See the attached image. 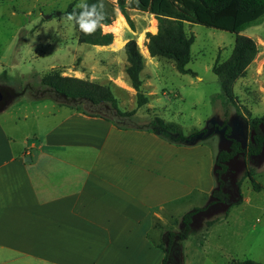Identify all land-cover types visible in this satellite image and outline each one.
Segmentation results:
<instances>
[{
  "label": "crops",
  "instance_id": "obj_1",
  "mask_svg": "<svg viewBox=\"0 0 264 264\" xmlns=\"http://www.w3.org/2000/svg\"><path fill=\"white\" fill-rule=\"evenodd\" d=\"M116 23L124 45L134 39L118 9L103 31L115 40ZM96 47L106 56L122 50L114 41ZM110 79L136 95L127 80ZM44 100L22 117L0 118V264H162L155 234L173 217L171 207L195 193L211 200L207 146H177Z\"/></svg>",
  "mask_w": 264,
  "mask_h": 264
},
{
  "label": "rangeland",
  "instance_id": "obj_2",
  "mask_svg": "<svg viewBox=\"0 0 264 264\" xmlns=\"http://www.w3.org/2000/svg\"><path fill=\"white\" fill-rule=\"evenodd\" d=\"M73 2L77 4L79 0H0V87L7 84L15 86L7 88L16 93L25 92L13 97L0 118L22 117L26 112L38 110L41 99L49 105L56 104L52 98L60 99L41 85L42 77L53 69L62 72L63 76L109 85L120 110H137L129 125L149 127L156 116L167 123L180 125L185 134L194 128L206 129L203 137L193 141L207 146L215 165L217 154L225 143L226 126L232 128L234 138H243L247 121L264 115V18L240 33L252 38L259 52L246 73L233 84L234 102L223 105L219 99L214 101L222 94V87L213 66L231 57L237 35L187 23L186 31L195 36V42L187 66L191 73L181 74L173 61L151 59L147 55L146 33L157 32L156 19L147 13L131 12L134 39L141 53L146 54L141 73L142 91L151 93L148 95L150 104L138 108L136 95L123 94L109 80L110 77L127 80L124 47L119 54L106 56L100 51L104 49L80 44L74 24L66 22L65 15L58 14L65 12ZM49 15L52 17L45 19ZM116 28L120 29V37L124 39L120 24L116 23L113 31ZM128 30L131 31L129 25ZM141 37L142 45L139 43ZM27 86L29 89L26 90ZM29 103L32 106L27 105ZM249 170L263 189L255 191L252 182L245 179L242 184L245 201L231 209L228 223L222 222L208 230L210 222L224 216V210L197 220L190 236L173 249L178 264H227L232 258L264 263V153L247 162L239 157L233 181L237 182ZM197 195L200 194L175 203L171 207L173 217L163 218L165 229L155 234L160 246H168L167 233L181 230L182 218L193 206L206 205L207 202Z\"/></svg>",
  "mask_w": 264,
  "mask_h": 264
},
{
  "label": "trees",
  "instance_id": "obj_3",
  "mask_svg": "<svg viewBox=\"0 0 264 264\" xmlns=\"http://www.w3.org/2000/svg\"><path fill=\"white\" fill-rule=\"evenodd\" d=\"M88 2L95 3L96 0H88ZM104 4L105 26L111 25L116 20L117 9L121 11L133 31L135 26L131 12L152 15L157 21V33H146L149 54L152 58L173 61L181 74L191 73L187 66L191 61V47L195 42V36L186 31L187 23L236 34L231 57L227 61L216 62L213 66V72L219 77L222 87V94L215 97L214 101L219 99L223 105L234 102L233 84L246 73L259 52L256 42L240 33L264 18V0H118L117 5L104 0ZM75 5L76 3L73 2L65 12L58 14L66 16ZM74 27L78 32L80 44L110 46L114 41V34L104 32L103 29L98 30L94 35H85L75 24ZM124 52L127 59L125 70L127 81L136 91L137 107L142 108L150 102L148 94L142 91L141 73L145 68V57L135 39L128 40ZM41 85L60 99L52 98L60 105L90 117L109 120L120 129L149 130L177 146L197 145L198 143L193 139L201 138L207 132L206 129L194 128L189 134H185L180 125L167 123L156 116L149 127L129 125L137 110H120L118 99L109 85L63 76L62 72L53 69L42 77ZM27 89L29 86L26 87ZM23 93L25 92H15V97ZM245 130L246 135L243 138H234L232 128L226 126L225 143L217 154L213 169L215 188L211 193V200L207 205L194 207L187 212L182 218V228L179 232L167 233L168 246L166 248L159 246L165 253L162 264H178L173 249L178 242H183L190 236L193 225L201 217L216 213L218 210L225 211L222 218H216L209 223L211 227L208 230L216 224L227 221L231 209L244 202L242 184L245 179L252 182L255 191L263 189L254 180L251 170L237 182L233 181L239 157L247 162L249 159L261 157L264 153V115L251 117L245 125ZM229 264L264 263L251 259H232Z\"/></svg>",
  "mask_w": 264,
  "mask_h": 264
},
{
  "label": "clouds",
  "instance_id": "obj_4",
  "mask_svg": "<svg viewBox=\"0 0 264 264\" xmlns=\"http://www.w3.org/2000/svg\"><path fill=\"white\" fill-rule=\"evenodd\" d=\"M105 4L104 0H96L89 3L88 0H79L73 10L69 12L64 20L74 23L80 32L85 35H94L105 26Z\"/></svg>",
  "mask_w": 264,
  "mask_h": 264
},
{
  "label": "bare ground",
  "instance_id": "obj_5",
  "mask_svg": "<svg viewBox=\"0 0 264 264\" xmlns=\"http://www.w3.org/2000/svg\"><path fill=\"white\" fill-rule=\"evenodd\" d=\"M156 22H157V21H156ZM117 24L119 25V23H117ZM113 32L116 33V34L118 35V37L114 40V43H115V45L117 46V48L120 50V49L123 48V46H125V45H124V42L122 41V39H121V37H120V29H119V28H116ZM139 40H140V41H139L140 45H142V44H143V38L141 37ZM142 48H144V47H142ZM142 50H143V49H142Z\"/></svg>",
  "mask_w": 264,
  "mask_h": 264
},
{
  "label": "flooded vegetation",
  "instance_id": "obj_6",
  "mask_svg": "<svg viewBox=\"0 0 264 264\" xmlns=\"http://www.w3.org/2000/svg\"><path fill=\"white\" fill-rule=\"evenodd\" d=\"M4 89V103H8L13 97H15V92L11 88H3ZM3 103V104H4Z\"/></svg>",
  "mask_w": 264,
  "mask_h": 264
},
{
  "label": "water",
  "instance_id": "obj_7",
  "mask_svg": "<svg viewBox=\"0 0 264 264\" xmlns=\"http://www.w3.org/2000/svg\"><path fill=\"white\" fill-rule=\"evenodd\" d=\"M51 17H52V15H49V16H46L45 19H49ZM4 97H5L4 96V89H3V87H0V111H2L4 108H6L8 106V104H9V102L13 99L12 98L8 103H4L3 102L4 101Z\"/></svg>",
  "mask_w": 264,
  "mask_h": 264
}]
</instances>
